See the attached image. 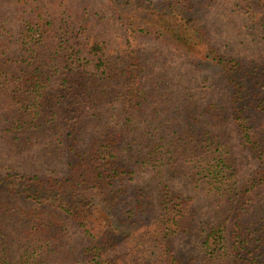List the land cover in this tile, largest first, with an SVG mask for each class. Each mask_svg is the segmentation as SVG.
<instances>
[{"label": "trees", "instance_id": "obj_1", "mask_svg": "<svg viewBox=\"0 0 264 264\" xmlns=\"http://www.w3.org/2000/svg\"><path fill=\"white\" fill-rule=\"evenodd\" d=\"M41 1L0 0V264H264V58L220 51L218 0H103L115 39L85 0ZM222 14L264 44V0ZM151 41L211 71V94L172 99ZM197 193L213 221L184 257Z\"/></svg>", "mask_w": 264, "mask_h": 264}, {"label": "rangeland", "instance_id": "obj_2", "mask_svg": "<svg viewBox=\"0 0 264 264\" xmlns=\"http://www.w3.org/2000/svg\"><path fill=\"white\" fill-rule=\"evenodd\" d=\"M85 1L91 13L90 17L99 26H103L112 32V37L115 39L119 31L118 23L115 18H111L109 11L103 5V0ZM42 3L43 0L39 5L41 6ZM226 4L227 0H218V4L211 9L207 16V28L215 44L224 55H236L248 59L264 58V44L257 38L252 37L247 32V29L240 27L238 24L233 25L230 22V17L222 14V10ZM143 48L147 54H150L153 50L161 52L160 56L165 60L167 66L166 74L169 76L168 82L171 86L168 89L174 92L172 99L177 97V95L180 97L185 95L190 101L199 103L211 94L212 84L214 83L211 71L199 67L183 53L176 51L168 44L151 41L145 43ZM125 154L126 157H130L131 159L136 158L133 148L127 149ZM236 156V175L238 180H242L251 173L255 165L251 156L243 150H237ZM138 172L140 176L146 177L144 169L138 170ZM181 190L186 192L183 187H181ZM199 193L195 194V196L201 209V216L191 234L181 237L176 244L178 251L184 257L201 252L203 236L213 221V208L216 204L212 201L210 203L203 194L200 195ZM263 208L264 191L260 192L253 201L251 211L253 214H259Z\"/></svg>", "mask_w": 264, "mask_h": 264}]
</instances>
